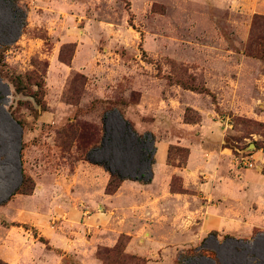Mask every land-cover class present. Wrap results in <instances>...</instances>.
I'll list each match as a JSON object with an SVG mask.
<instances>
[{"label":"rangeland","instance_id":"1","mask_svg":"<svg viewBox=\"0 0 264 264\" xmlns=\"http://www.w3.org/2000/svg\"><path fill=\"white\" fill-rule=\"evenodd\" d=\"M256 16L264 0H0V264H264ZM103 160L144 175L124 179L143 187L130 234L107 230ZM152 173L173 198L150 202Z\"/></svg>","mask_w":264,"mask_h":264},{"label":"crops","instance_id":"2","mask_svg":"<svg viewBox=\"0 0 264 264\" xmlns=\"http://www.w3.org/2000/svg\"><path fill=\"white\" fill-rule=\"evenodd\" d=\"M153 175V173H152ZM130 181L128 180H123L119 187L117 188V190L115 192H113V194H107V198H110L114 201V203L111 204V207L109 208V210L107 211V213L109 212V214L111 216H115V218H118L119 221L118 222H122L120 224H116V225H112L111 224V229H107V230H113L114 233L117 235L121 232H125L127 234H130L132 231L130 230V227H133V217L135 215V213H138V210H132L133 206L131 205V199H130V195L132 194L130 189H141L143 188L142 185L139 183L138 185L134 184V183H129ZM147 190L148 197L150 199V202L152 204H155L156 201H159L160 203L163 201V198L169 199V198H173L174 195L176 194H172L169 192V184L166 182L164 184H161L160 179H157L155 175H153V178L151 180V182L145 183L144 184ZM158 188V190L155 192V190L153 188ZM151 191V192H150ZM160 192V193H159ZM119 201L125 202L124 205H120L119 206ZM141 211V209H139ZM89 212V211H88ZM161 212V211H160ZM83 213H87V211H83ZM97 214L95 213H88V215L86 214L83 219H85L86 223L88 224H92L96 225V222L98 221L99 217H95ZM132 216V218H131ZM159 217H163L161 216V214H159ZM113 218V217H110ZM160 221V220H159ZM219 225V227H218ZM218 225H215V228H223V225L225 226L224 230L228 231V232H234L236 230H238L236 227H232L231 225H229L228 223L226 224L224 221L219 222ZM244 229V232H251V228L250 227H241ZM240 228V229H241ZM109 232V231H107ZM62 234H57L55 236H50L49 240L50 243L53 244L54 247L61 249L64 252V255H67V252H69L70 250H72V248L69 249V247H71V243H68L66 240L62 239ZM44 238V237H43ZM47 238V237H45ZM114 239H112L113 241ZM115 241V240H114ZM113 241V243H114ZM103 244H107V245H111V242H105L102 241Z\"/></svg>","mask_w":264,"mask_h":264},{"label":"trees","instance_id":"3","mask_svg":"<svg viewBox=\"0 0 264 264\" xmlns=\"http://www.w3.org/2000/svg\"><path fill=\"white\" fill-rule=\"evenodd\" d=\"M259 19L264 20V17L256 16V20L254 21V25H257V23L259 22ZM19 84H20V82H19ZM20 86H21V84H20ZM37 86L39 87V85H37ZM125 123H126V125L129 127V129H130L133 133H136V131L133 129V127H132V125L130 124L129 121L125 120ZM140 141H141V140H140ZM140 153H141V156H142L141 158L146 159V157H147L148 160H149V158H150V154L147 153L145 149H143V151L141 150ZM95 163L102 165L106 170H108V171L110 172V180H109V182H108V184H107V188H106V190H107L108 193H113V192H115V191L117 190V188L119 187L120 183H121L124 179H136V180H141V179L144 177V175H143L142 173H141L140 175H138V176H137V175H136V176H131V175H123V174H121L122 172L119 171L118 169H117V170H116V169L112 170L111 167L109 166V163H108L107 160H103V161H95ZM149 163H150V164L153 163V160L150 159ZM139 170H140V169L137 167V168H136V171L138 172ZM23 184H25V179H24V177H23V175H22V182H21V185H23ZM23 192H24V193H27V192H28V189H25ZM4 264H8V263H4Z\"/></svg>","mask_w":264,"mask_h":264}]
</instances>
